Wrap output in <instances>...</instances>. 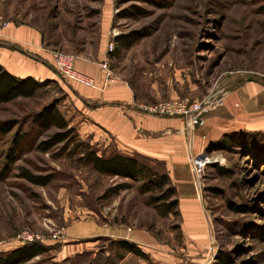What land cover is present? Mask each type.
Masks as SVG:
<instances>
[{
	"label": "rangeland",
	"instance_id": "1",
	"mask_svg": "<svg viewBox=\"0 0 264 264\" xmlns=\"http://www.w3.org/2000/svg\"><path fill=\"white\" fill-rule=\"evenodd\" d=\"M0 21L4 27H36L51 58L66 56L74 68L81 55L90 58L105 50L99 88L110 82L108 70L111 81L119 78L141 96L136 104L144 111L222 98L193 127L181 114L156 115L179 117L185 128L205 126L206 117L240 85L264 87V0H0ZM131 31L145 35L111 55L115 37ZM59 75L63 83L81 85ZM63 96L59 84L52 83L33 97L0 103V125H13L0 135V255L38 242L45 252L20 264H106L117 253L111 238L69 234L94 220L104 227L148 232L180 264H217V255H225L229 264H264V135H255L264 130L222 149L212 144L224 134L213 143L203 135L188 169L177 173L179 184L170 179L176 213L161 215L139 179L99 174L78 163L69 149L62 152L61 144L46 152L37 148L57 130L42 129L34 117L53 100L58 107ZM17 135L24 138L10 163ZM196 158L205 162L200 176L191 169ZM137 159L166 171L161 162ZM25 174L47 181L35 184ZM120 183L129 187L108 193ZM23 233L33 240L19 239Z\"/></svg>",
	"mask_w": 264,
	"mask_h": 264
},
{
	"label": "crops",
	"instance_id": "2",
	"mask_svg": "<svg viewBox=\"0 0 264 264\" xmlns=\"http://www.w3.org/2000/svg\"><path fill=\"white\" fill-rule=\"evenodd\" d=\"M104 53L100 49L93 57L81 55L75 61V68L92 77L98 88L63 83L36 27L9 23L0 28V65L18 79L31 77L48 82L47 86L58 83L64 95L58 104L65 111L62 115L99 155H135L161 162L176 186L177 173L188 169L190 156L201 149L203 135L207 143H213L225 133L264 130V87H254L253 82L240 85L229 92L221 108L206 117L205 126L189 129L179 117H160L140 109L136 103L141 96L138 98L119 78L101 90L104 73L100 62ZM83 226L69 234L127 240L144 254L116 249V255L106 264H180L170 249L146 231L104 227L94 220Z\"/></svg>",
	"mask_w": 264,
	"mask_h": 264
},
{
	"label": "trees",
	"instance_id": "3",
	"mask_svg": "<svg viewBox=\"0 0 264 264\" xmlns=\"http://www.w3.org/2000/svg\"><path fill=\"white\" fill-rule=\"evenodd\" d=\"M145 34L141 31H131L120 34L115 37V46L111 55H117L120 50L131 47ZM48 85V82H39L31 77L25 79H18L10 74L6 69L0 65V103L10 102L17 98L33 97L41 88ZM44 130L54 127L57 132L53 133L48 139L38 143L37 148L40 151L46 152L52 147L61 144L62 152L69 149L70 155H77V162L82 165H89L95 172L99 174L124 177L130 179H139L141 184V191L151 194L150 200L155 204L158 213L167 215L168 213H176L175 207L177 199L174 198L175 190L171 184L170 177L167 171L153 169L151 166L138 160L137 156H127L121 154H112L111 156L99 155L94 145L89 141L82 139L74 127L69 126L68 122L57 107V100H53L47 105L43 106L34 117ZM11 123H4L0 125V135H5L12 130ZM255 133V132H254ZM252 132H235L233 134H224L214 144V148L222 149L228 145H241V137L245 135H253ZM255 135H264L256 131ZM23 135L15 136L8 158L10 163L13 161V154L20 145ZM73 145L69 148V145ZM256 155L261 156V152H256ZM216 171L220 175H225L227 172L221 166L215 165ZM25 177L32 183L45 184L47 179L38 178L25 174ZM126 183H120L108 190L117 192L120 189L128 188ZM107 193V192H106ZM155 194H158L156 196ZM236 212L243 211L240 208H232ZM111 243L116 249L129 251L136 255H144L139 247L127 240H111ZM46 247L38 242L22 243L21 246L0 255V264H20L29 261L33 257L45 252ZM217 264H229V259L225 255H217Z\"/></svg>",
	"mask_w": 264,
	"mask_h": 264
},
{
	"label": "built area",
	"instance_id": "4",
	"mask_svg": "<svg viewBox=\"0 0 264 264\" xmlns=\"http://www.w3.org/2000/svg\"><path fill=\"white\" fill-rule=\"evenodd\" d=\"M6 25V23H3L0 21V28H3ZM53 63L57 71L62 75L65 76L83 86H90L95 87V81L92 77L81 73L77 70H75L74 67H72V60L70 58H67L66 56H63L61 54L55 53L52 54ZM103 68L105 69L106 66L103 64ZM106 81H111L113 78L111 77V74L106 71ZM222 103V98H216L208 97L203 100H195L192 103H180L177 105H167L166 107H162L161 105L155 107V108H148L146 111L149 114L152 115H162V116H171L174 114L177 115H183L186 118L187 125L190 127H193L194 125L198 123H202V115L209 111L211 108L216 107L217 105H220ZM205 162L200 161V159L196 158L193 159L191 164V169L198 175H201V169L204 166ZM19 239L32 241L33 237L29 233H23L18 236Z\"/></svg>",
	"mask_w": 264,
	"mask_h": 264
}]
</instances>
